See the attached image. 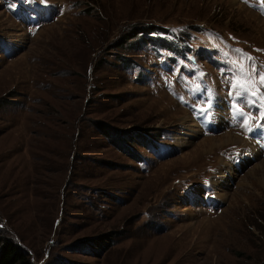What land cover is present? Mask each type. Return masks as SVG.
<instances>
[{
	"label": "rangeland",
	"instance_id": "1",
	"mask_svg": "<svg viewBox=\"0 0 264 264\" xmlns=\"http://www.w3.org/2000/svg\"><path fill=\"white\" fill-rule=\"evenodd\" d=\"M262 7L0 0V255L264 264V119L238 106L264 96Z\"/></svg>",
	"mask_w": 264,
	"mask_h": 264
},
{
	"label": "snow or ice",
	"instance_id": "2",
	"mask_svg": "<svg viewBox=\"0 0 264 264\" xmlns=\"http://www.w3.org/2000/svg\"><path fill=\"white\" fill-rule=\"evenodd\" d=\"M261 12L264 13V7H262ZM241 56L244 59L251 60V57L244 56L243 53H241ZM241 73H244V66L241 65L238 69ZM256 83L257 80L255 78V67L253 66L252 70L246 74V77L244 79H237L233 84V89H239V92L237 95H251V96H257V89H256ZM258 83L261 87H264V73L259 74ZM261 101V108L262 111L260 113V116L262 119H264V96H258L257 97ZM237 114L244 116V113L239 109H235ZM252 117L250 115L245 116L244 118V126L247 127L250 130L249 127V121H251Z\"/></svg>",
	"mask_w": 264,
	"mask_h": 264
},
{
	"label": "trees",
	"instance_id": "3",
	"mask_svg": "<svg viewBox=\"0 0 264 264\" xmlns=\"http://www.w3.org/2000/svg\"><path fill=\"white\" fill-rule=\"evenodd\" d=\"M1 251L0 264H19L24 263L21 259V253L17 251L14 244L7 242Z\"/></svg>",
	"mask_w": 264,
	"mask_h": 264
},
{
	"label": "bare ground",
	"instance_id": "4",
	"mask_svg": "<svg viewBox=\"0 0 264 264\" xmlns=\"http://www.w3.org/2000/svg\"><path fill=\"white\" fill-rule=\"evenodd\" d=\"M237 1V0H236ZM185 113V112H183ZM187 116L186 114H184V117L182 118V120H186ZM195 123V122H194ZM184 125V123H182ZM186 124V123H185ZM197 125V124H196ZM219 142V143H218ZM234 142V143H233ZM237 139L233 138L232 135H228L225 136L223 138L220 139H214L212 142L208 143L207 140H203L202 142H200L199 144L202 145V150L204 152H207L208 150H212L214 147H217L218 145H223V144H227V143H232V144H236ZM200 146V145H199ZM201 147V146H200ZM209 148V149H208ZM188 156V154L185 155V157Z\"/></svg>",
	"mask_w": 264,
	"mask_h": 264
}]
</instances>
